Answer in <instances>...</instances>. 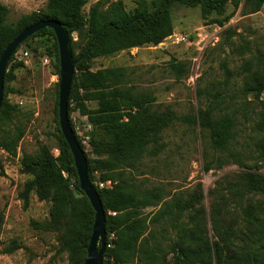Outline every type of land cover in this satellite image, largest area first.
<instances>
[{"label":"rangeland","instance_id":"rangeland-1","mask_svg":"<svg viewBox=\"0 0 264 264\" xmlns=\"http://www.w3.org/2000/svg\"><path fill=\"white\" fill-rule=\"evenodd\" d=\"M0 1L8 7V21L13 23L22 15L42 11L46 6V0ZM96 1L86 0L85 17ZM104 1H121L129 12L136 8V0ZM145 1L150 5L156 0ZM170 17L172 34L157 45L131 47L87 62L92 71L123 67L124 75L119 83L122 93L130 88L133 92L150 94L155 99L154 109L169 107L177 116L195 118L190 122L173 121L161 131L157 144L149 143L134 160L128 157L133 166L122 165L136 196L142 199V192H148L150 202L120 214L107 211L113 217L110 226L114 218L131 221L132 217H140L152 231L164 228L163 236H157L164 251L156 264L172 260L169 249L177 237L176 223L189 228L197 225V231L209 241L231 240L238 253L244 251L243 239L251 236L250 216L256 218L257 226L264 231V191L241 196L246 190V175L242 172L264 175V159L259 151L264 143V89L258 93L255 89L257 84L262 87L264 83V2L259 8L247 0H238L237 4L228 2L222 15L212 11L206 19L201 15L200 5L173 2ZM177 37L183 40L178 41ZM71 40L76 56L86 39L83 32H73ZM55 42L48 33L34 36L18 47L20 58L13 57L7 66L10 76L5 79L3 93L7 106L0 110V142L16 137L19 132L22 134L15 153L0 146V264H76L67 244L70 233L67 215L63 213L53 220L51 203L40 199L35 191L29 194L27 208L22 207L18 198L19 191L33 177L23 171L22 162L36 158L42 149L49 150L55 158L74 196H81L75 187V175L67 169L70 156L61 152ZM44 57L48 58V64L43 63ZM74 70L77 77L79 71ZM112 81L110 76L109 85ZM77 92L82 95L84 90L80 84H73L69 120L84 153L92 161L103 156L93 151V132L100 139H104V132L95 130L87 117L80 114ZM81 101L88 108L98 105L95 99ZM207 107L214 109L216 116L227 113L233 118L230 148L239 155L241 165L222 164L226 160L224 155L210 149L208 132L197 118L198 111ZM217 156L220 161L216 160ZM207 163H212L209 170L205 169ZM96 167L93 184L104 188L106 181L100 177L112 172L98 163ZM176 197L191 205L180 216L168 205ZM160 208L170 212L163 219L156 217ZM217 210L219 214L215 216ZM231 224L234 237L215 233L213 229L220 225L225 232ZM112 234L114 231L108 232L111 247ZM256 248L255 253L264 252V240ZM137 255L130 264L138 263Z\"/></svg>","mask_w":264,"mask_h":264},{"label":"trees","instance_id":"trees-1","mask_svg":"<svg viewBox=\"0 0 264 264\" xmlns=\"http://www.w3.org/2000/svg\"><path fill=\"white\" fill-rule=\"evenodd\" d=\"M247 1L255 8H259L264 2V0ZM173 2L187 6L200 5L201 15L206 19L212 11L222 15L228 2L237 4L238 0H156L150 5L145 0H136V8L132 12L126 11L121 1L107 3L104 0H97L90 5L86 17L83 14L86 0H46L44 10L24 14L14 23L8 21L9 9L0 1V55L23 28L36 21L55 19L61 23L66 33L74 69L79 71L77 77L73 73L71 86L80 84L84 90L82 95L77 92L80 101L78 102L79 112L87 117L88 122L95 130L104 132V139L98 138L97 134L93 132L91 140L94 153L103 156L93 159L94 164L91 165V159L84 153L87 159L88 178L93 184V172L97 168V163L100 167L112 172V174L100 177L106 181L104 188L95 186L105 210L106 244L109 231H114L115 236L112 239V247L105 248L101 264H130L136 254H138L137 264H156L159 260V255L164 249L157 236H163L164 228L152 231L145 220L140 217H132L131 221H129L130 218L128 220L114 218V222L110 226L109 220L113 217L108 215L107 211L112 210L120 214L124 210L136 209L139 205L150 202L148 201L150 197L148 192H142V199L136 196L132 189L134 185L127 181L125 170L121 169L122 165L133 166V161L128 160V157L129 159H133L136 155L138 157L149 143L157 144L161 131L173 121L190 122L191 120L195 121V118L189 115L177 116L169 107L154 109L152 104L155 99L150 94L133 92L130 88H126V92L122 93L119 83L124 75L123 67L100 68L92 71L87 62L92 58L111 55L123 49L160 43L172 34L170 7ZM73 32H83L86 39L80 53L76 56L72 52L71 34ZM47 33L51 34L56 41L54 32L49 27H44L33 33L26 41L34 36ZM55 44L56 60L59 65L57 41ZM48 54L51 55L50 50H48ZM13 57L14 54L8 65ZM9 76L6 68L4 84L6 77L9 78ZM110 76L113 79V84L109 85ZM261 88L264 89V83L262 87H259V84L256 85L257 93ZM83 99L98 100V105L95 108H88L81 101ZM4 106L6 107L7 104L2 99L0 110ZM197 118L201 127L208 132L210 149L224 155L223 158L226 160L221 163L233 162L241 165L239 155L230 148L233 118L227 113L216 116L214 109L209 107L198 111ZM21 134L22 132H19L14 138L1 141L0 146L9 153H15ZM74 135L82 148L75 132ZM61 143V152H66L70 156L67 169L75 175V187L81 196H74L68 181L58 169L55 158L49 150L42 149L36 158L25 159L22 162L23 171L33 177L24 184L23 189L18 193V198L21 200L22 207L27 208L29 194L31 191H35L40 199L51 203L50 215L53 220L65 213L70 220L67 244L73 251L75 263L84 264L92 233L94 211L88 198L80 189L73 156L62 133ZM259 151L264 159V143L259 146ZM216 160L220 161L221 158L217 156ZM211 164L207 163L205 169H211ZM242 174L246 175V190L241 192V196L251 192L264 191L263 174L248 171L242 172ZM168 205L172 206L174 213L179 216L191 206L182 203L179 197L173 198ZM164 210L160 208L156 212V217L163 219L166 214L170 213H165ZM217 214H219L218 210L215 216ZM191 218L195 220L193 215ZM255 221L256 218L253 215L250 216L251 236L243 239L244 251L239 253L231 240L223 239L221 243L217 240L209 241L204 239L202 232L197 231V225L189 228L176 223L174 228H176L177 237L169 249L172 253V260L170 263L164 261L161 264H264V252L255 253L256 246L262 245L264 231L257 226ZM219 227L220 225L213 227L215 233H229L234 237L235 230L232 224L225 232H222ZM106 256L108 257L107 261L104 260Z\"/></svg>","mask_w":264,"mask_h":264},{"label":"water","instance_id":"water-1","mask_svg":"<svg viewBox=\"0 0 264 264\" xmlns=\"http://www.w3.org/2000/svg\"><path fill=\"white\" fill-rule=\"evenodd\" d=\"M44 27H49L53 30L58 46L59 82L57 105L60 131L72 153L80 189L88 198L94 211L92 233L87 246L84 264H101L106 248L105 210L95 186L88 178L87 159L69 123L68 98L74 73V61L69 51L66 33L59 21L55 19L36 21L23 28L5 47L0 55V106L3 99L5 72L11 56L28 37Z\"/></svg>","mask_w":264,"mask_h":264},{"label":"built area","instance_id":"built-area-1","mask_svg":"<svg viewBox=\"0 0 264 264\" xmlns=\"http://www.w3.org/2000/svg\"><path fill=\"white\" fill-rule=\"evenodd\" d=\"M178 39V41H182L183 40V38L182 37H177ZM25 56L27 55V52H24L23 53ZM14 57H16V58H20V57H17V52H15L14 53ZM43 63L44 64H48L49 63V60H48V58L47 57H44V59H43ZM115 236H114V234H112V237L110 238V240H112V238H114ZM109 239V238H108ZM106 247H111V243L110 242H108L107 244H106Z\"/></svg>","mask_w":264,"mask_h":264}]
</instances>
